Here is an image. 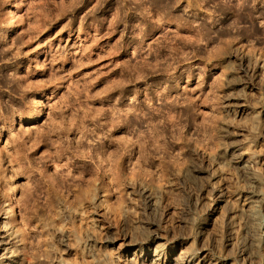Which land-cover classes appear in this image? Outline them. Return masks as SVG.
<instances>
[{"label":"rangeland","instance_id":"obj_1","mask_svg":"<svg viewBox=\"0 0 264 264\" xmlns=\"http://www.w3.org/2000/svg\"><path fill=\"white\" fill-rule=\"evenodd\" d=\"M2 262L264 264V0H0Z\"/></svg>","mask_w":264,"mask_h":264},{"label":"bare ground","instance_id":"obj_2","mask_svg":"<svg viewBox=\"0 0 264 264\" xmlns=\"http://www.w3.org/2000/svg\"><path fill=\"white\" fill-rule=\"evenodd\" d=\"M10 9H11V12H13V5H10ZM10 35H11V29H9V30H7L5 33H4V38L2 39V40H6V39H9V37H10ZM32 60V63L34 64V76L36 77V78H39V77H42L43 76V72H44V68H43V65H42V62H41V60H40V57H39V55L38 54H36L35 56H34V58H32L31 59ZM256 113V112H255ZM249 157V156H248ZM249 159V158H248ZM240 160H241V158H240ZM251 161H252V159H251ZM250 161V162H251ZM11 209H13L12 208V206H11ZM5 223H7V222H5ZM13 235V234H12ZM1 264H4L3 262L1 263Z\"/></svg>","mask_w":264,"mask_h":264}]
</instances>
